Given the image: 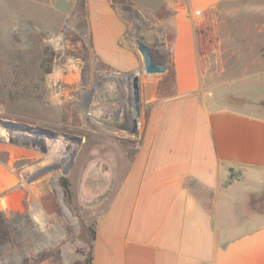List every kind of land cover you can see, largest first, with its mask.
Masks as SVG:
<instances>
[{
    "label": "rangeland",
    "instance_id": "374dc122",
    "mask_svg": "<svg viewBox=\"0 0 264 264\" xmlns=\"http://www.w3.org/2000/svg\"><path fill=\"white\" fill-rule=\"evenodd\" d=\"M111 2L132 45L144 41L167 54L170 17L183 0ZM200 17V49L214 67H264V1H223ZM162 73H155L158 89L169 94L171 67ZM129 77L95 54L86 0H0V211L10 229L0 264H74L86 257L82 224L91 226L106 207L137 140L130 136ZM105 159L113 171L108 179ZM260 182L249 208L264 214V175Z\"/></svg>",
    "mask_w": 264,
    "mask_h": 264
},
{
    "label": "crops",
    "instance_id": "0c3cea01",
    "mask_svg": "<svg viewBox=\"0 0 264 264\" xmlns=\"http://www.w3.org/2000/svg\"><path fill=\"white\" fill-rule=\"evenodd\" d=\"M223 1L174 8L171 93L158 89L161 76L139 72L137 140L94 218L91 264H264V214L249 208L263 187L264 67H214L200 49V16ZM86 8L97 57L116 72L138 71L142 57L111 0ZM105 163L104 175L90 172L108 179Z\"/></svg>",
    "mask_w": 264,
    "mask_h": 264
},
{
    "label": "water",
    "instance_id": "95a60500",
    "mask_svg": "<svg viewBox=\"0 0 264 264\" xmlns=\"http://www.w3.org/2000/svg\"><path fill=\"white\" fill-rule=\"evenodd\" d=\"M137 50L142 57V67L135 72H132L129 77V95L128 102L132 105V113L130 115L132 133L137 131L138 128V117L140 115V79L139 72L144 71L145 73H162L166 70V64L161 62H156L153 60L150 48L148 44L144 41H136ZM55 136H61L70 141L80 142L82 136L79 134L64 132V131H55Z\"/></svg>",
    "mask_w": 264,
    "mask_h": 264
},
{
    "label": "trees",
    "instance_id": "16d2710c",
    "mask_svg": "<svg viewBox=\"0 0 264 264\" xmlns=\"http://www.w3.org/2000/svg\"><path fill=\"white\" fill-rule=\"evenodd\" d=\"M137 39H141L138 37ZM149 46V45H148ZM150 48V53L154 61L161 62V63H167V54L161 53L157 51L156 49ZM172 78H173V71H172ZM122 125H126V122H124ZM126 127V126H125ZM59 184L62 189L63 198L64 201L69 204L71 200V191L69 187V181L66 177H60L59 178ZM82 230L87 238L88 241V251L86 257L81 261H75L74 264H91L92 256H91V247H92V241L95 238V229H94V223L91 226H87L85 224H82ZM10 239V229L8 226V223L3 216V214L0 211V247L8 242Z\"/></svg>",
    "mask_w": 264,
    "mask_h": 264
}]
</instances>
